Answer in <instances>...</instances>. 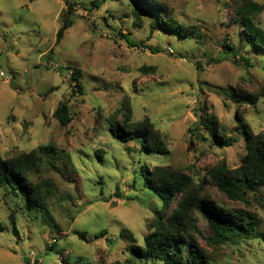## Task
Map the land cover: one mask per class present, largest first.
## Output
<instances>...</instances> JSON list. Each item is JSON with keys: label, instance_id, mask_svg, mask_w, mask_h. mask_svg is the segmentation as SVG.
Wrapping results in <instances>:
<instances>
[{"label": "rangeland", "instance_id": "obj_1", "mask_svg": "<svg viewBox=\"0 0 264 264\" xmlns=\"http://www.w3.org/2000/svg\"><path fill=\"white\" fill-rule=\"evenodd\" d=\"M70 2L73 25L55 45L64 0H0V156L44 146L55 153L54 167L43 158L38 172L30 175L50 192L45 209L28 210L20 196L0 189V264H71L74 258L93 264H162L133 258L128 242L119 238L126 229L140 244L148 220L161 206L143 186L140 166L169 167L191 177L196 186L220 162L237 168L246 154L243 127L264 134V98L254 108H236L226 92L264 89V71L235 63L233 51L225 47L237 48L236 31L224 26L229 9L223 3L231 0H104L98 11L89 0ZM160 8L182 25L194 26L202 37L183 38L160 27L150 33ZM259 18L264 33V11ZM142 67L150 71L141 72ZM74 69L83 94L71 92ZM62 102L71 115L66 127L53 118ZM124 108L130 110L131 122L148 119L153 124L167 155L141 151L137 141L122 142L112 135L107 119L121 111L114 118L121 120ZM197 109L235 142L218 148L202 140L199 135L208 134ZM202 192L205 198L221 199L206 183ZM247 200L250 208L228 206L254 213L256 230L235 245H203L214 264H264V187ZM10 213L16 216L15 237ZM200 228L202 234L210 233L205 224ZM101 230L106 234L96 239ZM79 233L85 234L84 241Z\"/></svg>", "mask_w": 264, "mask_h": 264}, {"label": "trees", "instance_id": "obj_2", "mask_svg": "<svg viewBox=\"0 0 264 264\" xmlns=\"http://www.w3.org/2000/svg\"><path fill=\"white\" fill-rule=\"evenodd\" d=\"M103 1L89 0V4L92 10L98 11ZM64 6L65 10L61 14L62 23L56 33L55 45L61 42L65 31L73 25L74 21V5L70 0H64ZM223 6L229 9L227 11L229 17L224 26L236 31V50L229 43L225 44V47H230L229 51H233L232 59L235 63H241L247 68L260 66L264 71V33L260 28L259 18L264 11V4L253 0H231V2L223 3ZM159 27L161 32L175 33L183 38L200 39L202 37L194 26L186 27L168 16L165 8H160L158 20L150 25V33ZM119 35L131 46L139 47L129 41L128 35L121 33ZM147 49L151 53H157V49L151 47ZM225 53H229L227 49ZM239 53L242 54L239 55ZM238 55L239 58L235 61ZM140 71L148 73L150 68L142 67ZM70 80L72 94H83L78 70H72ZM226 95L230 96L236 108L238 105L254 108L264 98V89L248 92L239 88L233 93L226 92ZM122 105L125 106L124 103ZM199 111V109L196 110L197 119L203 130L207 132L208 138L200 135L199 137L202 140H210L211 144L218 148L230 147L235 140L226 136L222 126H213L214 118L205 117L199 114ZM203 111L205 113L206 109L203 108ZM123 112L122 119L119 121L114 118L117 114H121V111L107 119L113 136L120 138L122 142L132 139L137 141L141 151L160 155L168 154L165 141L148 119L133 123L128 118L130 110L124 108ZM53 118L62 127L70 123L71 115L66 103L62 102L58 105L53 112ZM238 121L241 123L242 119L239 117ZM242 132L246 140V154L241 164L235 169H230L224 162H220L208 168L207 178L202 180L201 185L196 186L191 177L169 167L155 166L149 170L145 164L140 166L139 173L143 179V186L154 192L161 206L153 211L152 218L148 220V233L140 244H136L135 238L128 230H121L119 238L128 242V252L133 258L143 262L153 261L162 264H214L215 260L204 250L205 245L220 248L227 244L235 245L250 238L258 225L256 215L247 210L229 207L228 203H237L250 208L252 204L247 200V196L264 187V134L252 133L247 127H243ZM54 155V149L51 146H44L30 152H14L6 158L0 156V189L20 196L24 207L28 210L45 209L50 192L46 190L47 188L33 183L30 175L38 172L43 158H46L47 163L54 167ZM205 183L212 187L221 199L201 196ZM169 207L171 209L168 213ZM8 221L12 235L17 236L14 213L9 214ZM200 224L208 227L210 231L208 235L202 234ZM2 229L0 224V231ZM105 234L106 230H101L95 234V238H101ZM77 236L80 240H85L84 233H79ZM51 247L58 256H61V252L54 250L55 247L52 244L50 249ZM65 260L66 258L63 261ZM70 263L93 264L83 258L71 259ZM127 264H131V261L127 260Z\"/></svg>", "mask_w": 264, "mask_h": 264}, {"label": "water", "instance_id": "obj_3", "mask_svg": "<svg viewBox=\"0 0 264 264\" xmlns=\"http://www.w3.org/2000/svg\"><path fill=\"white\" fill-rule=\"evenodd\" d=\"M114 197H115V198H118V197H119V195H118V193H117V189L115 190Z\"/></svg>", "mask_w": 264, "mask_h": 264}, {"label": "built area", "instance_id": "obj_4", "mask_svg": "<svg viewBox=\"0 0 264 264\" xmlns=\"http://www.w3.org/2000/svg\"><path fill=\"white\" fill-rule=\"evenodd\" d=\"M170 52H172V51L170 50ZM0 74H2V73H0Z\"/></svg>", "mask_w": 264, "mask_h": 264}]
</instances>
